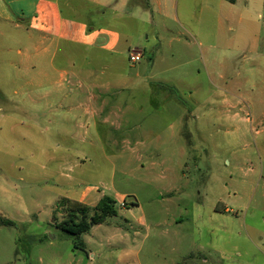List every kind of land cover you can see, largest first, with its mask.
Returning a JSON list of instances; mask_svg holds the SVG:
<instances>
[{"label": "rangeland", "instance_id": "1", "mask_svg": "<svg viewBox=\"0 0 264 264\" xmlns=\"http://www.w3.org/2000/svg\"><path fill=\"white\" fill-rule=\"evenodd\" d=\"M115 1L94 23L116 52L0 24V216L15 224L0 225V264H98L59 227L61 200L94 187L118 215L87 242L127 226L135 202L142 264H264V0ZM59 5L98 18L89 1ZM88 90L113 122L85 115Z\"/></svg>", "mask_w": 264, "mask_h": 264}, {"label": "crops", "instance_id": "2", "mask_svg": "<svg viewBox=\"0 0 264 264\" xmlns=\"http://www.w3.org/2000/svg\"><path fill=\"white\" fill-rule=\"evenodd\" d=\"M61 0H0V24L5 27L6 24L12 25L16 30L21 31L26 28L29 32V39L33 41L35 28H41L43 32V39H49L52 34V42L64 41L84 47L98 48L106 52H116L119 46V34L112 29H105L97 27L95 20L104 21V19L111 15L119 14L117 5L113 3L114 0H86L91 2L96 9L98 18L81 20L78 18H67L62 15L60 10ZM76 13V10H73ZM100 20V21H99ZM145 51L142 53L144 54ZM143 58V57H142ZM90 101H92V109L86 110L85 115L92 119L100 118L103 123L108 124L113 122L115 117H118V110L116 106L108 104L105 99H101L95 95L93 90H88ZM222 103L226 106L235 108L237 104L233 103L230 97H221ZM70 108V107H69ZM78 108V107H76ZM71 107L70 111L76 110ZM104 197L96 187L84 193L83 197L78 201L64 198L66 200L75 201L83 206L94 208L97 203ZM63 199V200H64ZM62 201V200H61ZM128 204L126 203L127 207ZM135 202L130 204L133 209L128 210V218L123 219L128 226L115 227V230L106 232L104 236H97L96 242L85 241L88 260L98 262V264H142L140 261L142 255V245L136 250V236L138 232L130 233L129 228L134 229L135 225L138 227H149L148 219L142 209ZM60 207V206H59ZM128 209V207L126 208ZM159 225V223L157 224ZM101 227H111L109 222L92 227L89 234H93L96 229ZM121 230V231H119ZM88 234V235H89ZM112 242H115L113 244Z\"/></svg>", "mask_w": 264, "mask_h": 264}, {"label": "trees", "instance_id": "3", "mask_svg": "<svg viewBox=\"0 0 264 264\" xmlns=\"http://www.w3.org/2000/svg\"><path fill=\"white\" fill-rule=\"evenodd\" d=\"M60 206L67 207V215L59 223V227L64 233L73 237L75 249L82 251L86 250L83 237L90 233L92 227L105 224L118 215L114 200L108 196H104L95 208L66 199L62 200ZM0 225L14 226L15 224L0 216Z\"/></svg>", "mask_w": 264, "mask_h": 264}, {"label": "built area", "instance_id": "4", "mask_svg": "<svg viewBox=\"0 0 264 264\" xmlns=\"http://www.w3.org/2000/svg\"><path fill=\"white\" fill-rule=\"evenodd\" d=\"M141 59H142L141 54H139L136 51H133V53L131 54V61L135 63L141 61ZM122 206L125 207L126 203H123Z\"/></svg>", "mask_w": 264, "mask_h": 264}]
</instances>
